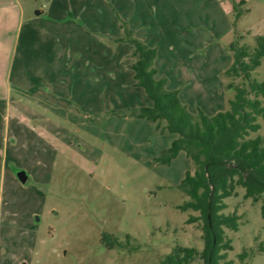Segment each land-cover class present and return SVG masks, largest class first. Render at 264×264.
<instances>
[{
	"label": "rangeland",
	"instance_id": "1",
	"mask_svg": "<svg viewBox=\"0 0 264 264\" xmlns=\"http://www.w3.org/2000/svg\"><path fill=\"white\" fill-rule=\"evenodd\" d=\"M19 2L26 27L10 82L22 94L0 88V264H160L178 245L203 251L202 224L188 223L199 214L180 209L189 197L179 185L196 165L185 152L158 162L178 136L136 117L152 102L134 86L133 46L119 39L129 29L155 48L158 77L192 114L215 116L234 97L228 47L236 34L255 47L264 0ZM253 78L264 81V58ZM258 122L251 138L264 137ZM226 204L240 217L225 230L227 260L247 253V264H264V202L238 188Z\"/></svg>",
	"mask_w": 264,
	"mask_h": 264
},
{
	"label": "trees",
	"instance_id": "2",
	"mask_svg": "<svg viewBox=\"0 0 264 264\" xmlns=\"http://www.w3.org/2000/svg\"><path fill=\"white\" fill-rule=\"evenodd\" d=\"M242 1L234 5L236 12ZM241 17L236 13L234 25ZM243 35L236 34L228 51L233 64L223 74L229 80L227 88L234 92L229 109L215 116L203 111L192 114L182 103L180 92L168 88L169 81L158 77L155 62L157 50L143 39L126 29L121 42L130 43L134 50L130 65L134 72V86L143 88L152 102L143 106L136 117L155 124L166 122V130L178 137L158 158V162L169 165L181 152L193 160L194 173L188 172L179 189L189 197L180 207L183 211H194L188 223L202 224L205 248L198 251L192 247L176 246L160 264H236L227 260L232 243L225 230L237 231L240 217L237 213H225L226 200L235 195L238 188L245 190V198L264 202V137L258 133L264 119V81L253 78V73L264 58V35L255 36V47L243 44ZM264 208V206H263ZM107 248L114 249L122 243L112 235H102ZM248 254L240 256L237 264H247Z\"/></svg>",
	"mask_w": 264,
	"mask_h": 264
},
{
	"label": "crops",
	"instance_id": "3",
	"mask_svg": "<svg viewBox=\"0 0 264 264\" xmlns=\"http://www.w3.org/2000/svg\"><path fill=\"white\" fill-rule=\"evenodd\" d=\"M44 13L45 11L43 10H37L36 16H40ZM51 16L55 17L54 15ZM25 27L26 13L23 4H21L19 0H0V88H5L7 92H9L11 89H14V91H16L18 94H22L19 84L17 83V86L13 85L10 81L17 61L18 67H20V38L21 35H23V30ZM34 29L35 28L32 29L29 27V33H32ZM20 71L21 70L19 69L17 70L18 75ZM155 125H157V127L161 125L163 133L168 132L166 130L165 121L155 123ZM176 138L177 137H174V139L171 141V144Z\"/></svg>",
	"mask_w": 264,
	"mask_h": 264
},
{
	"label": "water",
	"instance_id": "4",
	"mask_svg": "<svg viewBox=\"0 0 264 264\" xmlns=\"http://www.w3.org/2000/svg\"><path fill=\"white\" fill-rule=\"evenodd\" d=\"M17 177L22 184H26L29 180V175L25 171L18 172Z\"/></svg>",
	"mask_w": 264,
	"mask_h": 264
}]
</instances>
